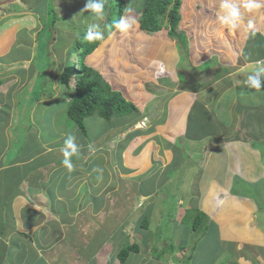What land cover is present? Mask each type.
<instances>
[{"label":"rangeland","instance_id":"374dc122","mask_svg":"<svg viewBox=\"0 0 264 264\" xmlns=\"http://www.w3.org/2000/svg\"><path fill=\"white\" fill-rule=\"evenodd\" d=\"M125 1L127 5L124 10L128 7L133 9L129 15L136 19V25L128 32H116V35L108 38L107 42L100 41L98 47L84 58V62L98 68L114 89L121 90L127 99L137 104L139 111L136 113L137 116L131 119L135 127L148 129L145 133L146 138L144 140L141 138L146 141V145H143L140 153L153 151L152 158L162 161L163 166L158 168V164L153 160L149 161L148 156L145 159L142 156L138 159V156L134 158L128 152L126 163L141 164L143 170L133 172L140 173L137 175H131V173L130 176H123L129 172V169L123 161H117L116 184L113 186L107 184L104 187V181L112 176V173L107 168V164L98 162L99 165L97 164L94 171L95 177L91 176L88 182H94V179L98 181V186L89 191L90 196L96 197L97 205L96 203L94 205L97 207L103 203L105 205L109 203L108 210L104 213L106 218L100 220V229L108 227L112 229L110 222L113 221L115 236L120 233L118 239L124 231L126 233L130 231V234L126 235H129L132 241L137 238L142 241L144 236L147 239V246H150L149 250L152 249L153 252H155L153 246L163 249L169 242L175 246L185 243L187 245L183 250L176 247L175 252L168 248L165 253L166 256L175 252L174 254L177 255L173 261L180 264H187L184 258L193 245H198L194 251L198 264H210L209 262H213L211 264H264V244L262 245L264 243V210L257 207L258 202L251 194H248V192L257 191L256 183L251 182L259 181L264 184V91L246 90L244 83L248 73L258 67L257 54L264 53V7L251 13L242 8L241 25L238 29H229L217 19L220 0H183L179 30L185 32L189 41L190 51L186 55L178 40L168 37L166 25L163 30L155 33L141 29L139 17L146 0ZM85 3L86 0H0V117H2L0 132L3 128L8 129V125L15 124V122L11 124V119H15L12 115L14 111L18 112L21 119L8 134L13 141L4 159L5 164L32 153L36 156L40 155L49 149L47 144L58 146L64 142L65 133H71L72 126L67 124L68 121L76 127L67 115V104L61 100L70 99L72 92L62 84L61 73L71 57L68 55L72 53L70 51L72 45L83 29L88 28V25L95 20L94 15L88 12L82 13ZM112 3L113 1L109 3L107 0L106 20L101 22L106 37L109 32L115 31L105 27L108 24L107 17ZM49 5L51 7H48ZM30 7H33V13H26L34 15L33 17L26 18V15L21 19L13 18V16L6 17L7 14L19 13L24 8ZM43 8H47L48 13L42 12ZM53 8L58 17H55ZM42 16L45 18L39 21L38 19ZM248 20L253 21V29L247 27ZM29 23H35L34 28L25 26ZM43 27L45 28L40 32L41 37L49 34L52 39L56 38L50 46L54 58L49 53L47 56V39L36 37ZM51 27L56 32L52 31ZM254 39H256L255 48L258 53L254 48ZM31 51L37 54V57L33 58ZM222 55H226L227 59H224L226 56L222 58ZM73 61L80 63L82 59L75 57ZM153 62L164 65L165 72L162 75H156L158 64ZM7 68L8 70H5ZM195 77L199 80L197 82H200V87L197 82L195 83L199 90L186 89L184 80H193ZM230 83L232 84L227 85ZM223 85L230 86L231 90L221 92L225 87ZM43 98L47 100L38 101ZM174 99L182 103V106L177 107V114L173 110ZM197 100L204 103L209 114L203 116L198 114L202 123L197 118L195 126L192 127L190 119ZM222 100H227L228 105L232 107L227 109L225 116L215 111V105L221 106ZM8 108L13 109L12 112H8ZM258 112L261 115L260 118L256 115ZM31 114L34 116L32 117ZM34 120L36 123L31 125ZM112 120L119 121L115 118ZM112 120H106L96 114L86 117L87 131L83 134L79 133L81 136L77 138L80 141L94 139L102 132L104 125H107L106 128H112L113 131ZM145 120H147L146 125L143 123ZM187 122L188 127L193 128V131H201L206 134L203 136L207 140H212L210 146L216 144L220 133L228 134L230 137L237 134L242 136L243 141L240 140L233 147L223 146L225 154L223 162L230 173L226 177L240 174L241 179L249 181L247 186L253 184L255 186L250 191L247 188V192H242L234 185L233 179L226 188L222 185L225 189H218L220 195L217 198L226 201L228 206L225 211L219 212L220 214L208 213L213 210L211 201L214 193H211V189L208 190V181L212 180L211 176L210 179L208 178L212 172H207L203 183H199L198 180L195 182L196 175L200 171L197 167L196 174L195 172L193 175L191 172L182 174L188 166H191V163L195 162L194 160L198 161L200 150L203 145L208 144L198 143L185 154L182 153L189 149V143L184 142L182 149L172 145L180 135H184L185 138L190 137ZM128 143V140H124L122 144L126 147ZM239 145L244 146V150L250 147L252 152L243 150L244 153L240 155L241 165H237L235 171L232 170L234 167L232 155L238 151ZM60 147H63V144ZM118 150L124 152L121 148ZM166 151L167 155L172 157L169 165L171 169L163 174L160 170L165 167V163H168V160H165L168 158L165 156ZM173 152L176 153L174 156ZM188 158L190 162L187 164ZM195 165L199 166L197 163ZM203 171L204 169L202 174ZM6 174L15 175L16 172L10 169ZM1 175L2 172H0V182L1 180L5 182L6 179H3ZM228 180H230L229 177ZM118 183H120L119 188L114 189ZM141 193L151 194L152 197L144 196L146 201L139 210H136L138 205L133 204L139 199ZM203 193L202 198L200 194ZM261 193L264 197V185ZM251 199L254 205L253 210L249 206V203H252ZM101 200L102 203L99 205ZM200 200L202 204H199ZM76 201L79 204L78 199ZM66 206L69 205L66 204ZM199 208L208 211L207 225L211 229L194 243L190 216L194 213L192 210ZM122 218L126 219L122 220ZM144 218L149 220L148 229H140ZM218 221H220L222 235L225 230V238L230 241L226 240L227 243L213 253V246L219 244ZM95 235V239H88L90 247H106L101 253V256L106 258L102 260H111L112 240L103 242L109 236L108 231H101L99 234L97 232ZM126 235L122 238H126ZM82 237L84 245L87 239L85 234H82ZM127 238L125 240H128ZM240 240L243 244L238 242ZM203 244L206 245L202 246L198 252V248ZM139 246L140 249L143 248L141 244ZM206 247L209 249L205 252ZM144 250H147L145 246ZM144 250L142 249L141 252L143 253L141 258L146 259L143 261L144 264L165 263L156 259L152 261V257ZM238 253L245 255L244 259L238 261ZM167 260L169 264L170 261L168 258ZM42 261L38 263L42 264Z\"/></svg>","mask_w":264,"mask_h":264},{"label":"crops","instance_id":"0c3cea01","mask_svg":"<svg viewBox=\"0 0 264 264\" xmlns=\"http://www.w3.org/2000/svg\"><path fill=\"white\" fill-rule=\"evenodd\" d=\"M224 56L226 55H222V58ZM239 82L242 83V81ZM231 84L232 83H230L229 85ZM223 86L225 87L222 90L220 89L221 92H226L227 89L231 90L230 86ZM223 95L224 94H222V96ZM185 97L187 96L185 95ZM44 100L47 99L43 98L39 101ZM61 100L63 101V103H66L68 99L66 98ZM222 101L223 104L221 106L217 107L215 105V111L217 110L219 114L224 115L227 114V109L232 107L228 105L227 100ZM173 105V110L177 114V107L179 105L182 106V103L180 100L176 101V99H174ZM13 115L15 119H11V124H14V122L15 124L13 126L8 125V129H4L0 132V172H2L1 177L3 179H6L5 182H3V180H1L0 182V264H40L38 263V261L42 260V264H120L116 253L121 247L120 245L125 242V239L127 237L129 242L132 241L129 239L131 237H129V235H126L130 234V231H128V233H125L126 238H122L124 236L122 232L120 239H118L120 233L115 236L113 221L110 222V227H113L112 229L109 227L106 229H100V220L106 218L104 213L108 210L107 208L109 203H107V205L103 203L101 206L96 207V197L94 195L90 196L89 191L95 189L98 186V181L97 179H94V182H88V180L91 176L95 177L94 171L97 167L98 162L99 164L100 162L107 164V168L112 173V176L104 181V187L107 184L111 186L116 184L115 168H118L117 161H123V164L126 166V168L129 169V172L127 174H123V176H130L131 173V175L140 174L139 172H133L138 170L140 171V169L143 170L141 164L130 165L129 163H126L128 152L134 158L135 156H138V159H141V156L144 159L148 156L149 161L153 160L154 163L158 164V168L160 166H163L162 161L157 159L154 160L152 158L153 151L152 153H149V151L140 153L143 145H146V141L143 140L144 138H146L145 133L148 129H140L141 127H135L133 120L131 119L137 116V114L134 113L128 116L115 118L119 121L112 120L114 124L113 131L111 130L112 128H106L107 125H104L102 132L97 135V137H95L94 139L88 138L84 141H80L77 136H81L79 133L82 132L78 129V132H74L77 127H74V125H72V123L68 121L67 124L69 126H72L71 134H74L76 136V142L81 146L80 154L78 156L72 157L75 164V170L72 172H68L61 164L63 156L61 153L62 147L60 146H62L63 142H61L62 144H58V146H56V144H47V146H49V149H46V151H44L40 155L36 156V154L32 153L27 157L16 158L15 161H11L9 164L4 163V159L8 155L9 149L12 146L11 142L13 141V138L9 137L8 134L12 131L11 129L15 127L21 120L17 111ZM31 116L33 117L34 115L31 114ZM34 123H36L35 120L32 124H30L33 125ZM73 124L75 123L73 122ZM179 133L176 134L179 135ZM185 133L186 132H184V134ZM68 134H70V132L65 133V138ZM203 134L205 133L201 131L195 132L192 128L190 135L194 139L185 138L184 135H180L175 142L176 144L173 143L172 145H178L181 148V145H183L184 142H190L192 145H197L198 143L206 145V143H208L206 146L203 145L202 149L200 150L198 161L194 160L195 162L191 163L190 167L192 169L188 166L182 174L186 175L185 172H188V174L191 172L193 175V173L195 172V168L197 167L200 169V171H198L196 175L195 182H197L198 180L199 183H203L204 179L207 177V172H212V174L209 175L208 178L210 179L211 176L212 179L211 181H208V190L211 189V193H214L211 201L213 202V205H211L213 210L210 212L205 210V212H215L216 215L225 211L226 207L228 206V203L226 204V201L217 198L220 195V191H218V189H225L229 185L231 179H233L234 175L232 174V176L229 175L226 177V175L230 173L227 166L224 165L223 162V160L225 159L223 146L218 143L219 140L222 139L218 138L221 136V133L220 136H218L216 139V144L211 146L210 144H212V140H210V142L203 136ZM141 138H143V140H141ZM124 140L129 141L128 146L126 147H124L122 144ZM237 142H240V140H236L235 143L233 141V143H231V146L233 147ZM90 145L94 149V152L90 151ZM120 148L124 152H119L118 149ZM243 150L244 146L239 145L238 151L234 152V154L232 155L234 163V167L232 168V170H235L237 168V165H241V153H244V151H251L250 147H248V149H245L244 151ZM174 154L176 153L173 152V156ZM165 156L168 157L165 159L168 160V163H165V167L160 170V172L163 173L171 169L169 165L172 161V157L167 155V151L165 152ZM47 159H49V161H47ZM189 162L190 160L188 158L187 164ZM195 163L199 164V166H196ZM10 169H13L16 174H6V172ZM203 169L204 171L202 174ZM177 171L180 172L179 170ZM222 174H224V176ZM228 177L230 178V180H228ZM222 185H224L225 188H223ZM119 186L120 183H118L114 187V189L119 188ZM137 194L139 195V193ZM143 194L144 193H141L139 199L141 197H144L145 195H148ZM200 195L203 198L204 193ZM77 199L79 204H77ZM201 200L199 204H202ZM246 202L248 204V201ZM94 203H96V205H94ZM101 203L102 200L101 202H99V205ZM120 203L124 204V202L122 201H120ZM66 204H68L69 206H66ZM254 204L257 206L256 201H254ZM252 205L253 201L251 204L249 203V206L253 210L254 205ZM199 209L204 211L203 208ZM233 215H235V213ZM124 219L126 218H122V220ZM224 219H226V217ZM217 224L219 244L218 246H213V253L217 252V250L219 251L221 246L227 243L226 240L230 241V239L225 238V230L224 234L222 235V228L219 227L220 221H218ZM210 229L211 228H209V230ZM106 230L108 231L109 236L108 238H105L103 242L111 239L112 244H110L111 246H113V249L111 248L113 250L112 258L109 261L102 260V258L106 257L101 256V253L104 252L106 247L91 248L90 243L88 242V239H95V234L97 232L99 234L101 231ZM82 234H85L87 239V243L84 245L82 244ZM136 240L141 243V245H143L142 249L144 250V246L146 244H143V239L142 241L138 240V238ZM238 242H240V244H243L241 240ZM263 244L264 243H262V245ZM204 245L206 244H203L198 248V252H200V248ZM208 247L204 249L205 252L209 249ZM223 248L224 246L222 247V249ZM142 249H140L138 253H133L131 255L128 261L129 264H144L143 261H145L146 259L141 258L143 254L141 253ZM194 257L196 258V256H193V258ZM244 257L245 255L238 253V261L239 259H244ZM166 258L170 260L169 264H180L173 261L175 260V258L171 255H166ZM157 261H164V264H168L167 259ZM209 263L211 264L213 262Z\"/></svg>","mask_w":264,"mask_h":264},{"label":"trees","instance_id":"16d2710c","mask_svg":"<svg viewBox=\"0 0 264 264\" xmlns=\"http://www.w3.org/2000/svg\"><path fill=\"white\" fill-rule=\"evenodd\" d=\"M112 1L113 3L112 6H110V12L107 17L108 24H111L112 21L120 18L126 5L125 0H109V3ZM182 4H183V0H146L144 5L142 6L143 13L139 17V21H140L141 29L150 33L159 32L163 30L164 26L166 25L168 28L167 31L168 37L176 38L179 44L181 45L182 50L185 52L186 55H188L190 51V47H189V41L187 35L185 34V32L179 30L180 22L182 19V15H181ZM50 5L48 7H51ZM33 10H34L33 7L24 8L19 13H23V11L31 12ZM53 11L55 17H57L54 8ZM8 12L12 13V11H8ZM160 18H162L161 21ZM42 19L44 18H41V20ZM54 22L55 21H53V23ZM44 28L45 27H43L38 32L37 39L41 37L40 32ZM50 29L56 32L53 27H51ZM109 30H114V29L110 28ZM86 31L79 35V38L76 39V41L74 42V44L70 49L72 53L79 51L81 55L79 59H82V61L79 63V67H76L75 64L69 63L61 73V82L66 87L72 88V82H75V91H73L71 95V99L66 101L67 114L75 123H77L78 127L82 129L83 132L87 131V128L84 123V119L87 116L97 114L107 120H110L112 118L124 117L137 113L139 110L137 104L127 99L123 95L121 90L114 89L112 87L111 83L108 82L103 77L99 69L94 68L88 63L84 62V58L88 54L93 52V50L100 43V41H96V42L86 41L85 38H83L85 36ZM41 39H47V50H48L47 56L49 53V55H52V57L54 58L50 46L52 45V43L55 41L56 38L52 39L48 34V36L41 37ZM224 59H227V56ZM197 81L199 80H197L196 77L193 80H189V81L184 80L183 82L184 87L186 89L191 88L192 90L198 91L199 89H197L198 87L195 84ZM175 84L178 83L175 82ZM198 84L200 87V82ZM198 114L203 116V115H208L209 112L206 109L204 103L197 100L195 103V107L192 110L191 119H190V124L192 125V127L195 126V122H196L195 120L197 118L202 123ZM256 115L259 118L261 117L259 112L256 113ZM0 122H2V117H0ZM187 130L188 132H191L192 128L188 127ZM190 138H192L191 135ZM248 183H249L248 180L241 179L239 175L234 176V185L242 192H247L248 189L250 191V189H252L255 185H257V191L248 192V194L249 195L251 194L254 197V199L258 202L259 208L264 210V203H262L264 197L262 196L261 193L264 184L262 182L256 181V182H251V183H256L255 185L253 184L252 186H247ZM192 212L194 213L190 216V220L192 221V233L194 234L195 237L194 240L195 243L196 241H198L200 236L201 237L205 236L208 233L209 230V226L207 225L208 215L205 211L199 209L196 210L194 209L192 210ZM140 226H142V228L140 229H148L149 220L144 218ZM137 229L138 231L141 232L139 228ZM124 233L126 232L124 231L123 234ZM144 243L147 244V239L143 236V244ZM140 244L141 243H139L136 239H134L131 242L125 240V242L120 245L121 247L119 248L116 254L121 264H129L128 261L131 255L133 253H138L140 251V246H139ZM186 245L187 244L185 243H180L179 246H175L174 244L169 242L166 246H164L163 249L156 248L153 245L152 248L155 249V253L157 252L156 253L157 255L155 256L158 259L165 255V253L168 251L167 250L168 248H170L171 251H175L176 247H178L180 250H183L184 248H186ZM197 247L198 245H193L192 247H190V250H188V255L184 258L185 263L198 264L196 262V258L195 257L193 258V256H195L194 250ZM174 253H171V256L175 258L176 254L174 255Z\"/></svg>","mask_w":264,"mask_h":264},{"label":"clouds","instance_id":"9594fccd","mask_svg":"<svg viewBox=\"0 0 264 264\" xmlns=\"http://www.w3.org/2000/svg\"><path fill=\"white\" fill-rule=\"evenodd\" d=\"M106 2H107V0H86L84 9L82 10V13L83 12H88L89 14H92V15L95 16L94 22H92V23H90L88 25L87 31H86V28H84L83 31L81 32V33H84L86 31L84 38L88 42H96V41H105V42H107V39L112 37V36H115L116 32H120V33L128 32L130 29H133L134 25H136V23H137L136 19L133 16L129 15L133 11V9L131 7H128V8H126L124 10V14H122L119 19H116V20L112 21L111 24H106L105 25V27L115 30V31L109 32L108 36L106 37L105 31L102 28V24H101V22H104L106 20V15H107L106 9H105ZM262 7H264V0H220V5H219V9H218L217 19L220 21V23L222 25L227 26L229 29H238L239 26L241 25L242 20H243V13L241 11L242 8L251 13V12H254V10L260 9ZM47 10H48L47 8H43L42 12L47 13ZM54 10H55V8H54ZM28 13H33V11L32 12H28ZM28 13H26V12H23V13H12L10 15L7 14L6 17L13 16V18L21 19V17L25 16V15H26V18H30V17L34 16V15H28ZM56 15L58 17L57 12H56ZM41 18H45V17L42 16ZM40 19H38V20L39 21L43 20V19L42 20H40ZM54 23H56V21ZM34 25H35V23H29L28 25H25V26H29L32 29V28H34ZM247 27L249 29H253L254 28V23H253L252 20H248ZM253 43H254V48H255L256 39H254ZM255 50L257 52L256 48H255ZM51 52H52V50H51ZM31 54H33V58L35 56L37 57V54H34L33 51H31ZM30 55H28V56H30ZM74 55H75L76 58H80L81 57L79 51L73 52L71 55H68V56H71V57H70L69 61L66 60L67 62L65 64L64 68L69 63L75 64V66L78 67L79 63H77V61L74 63V61H73L74 58H75ZM256 58H257L256 59V65H258V67L252 69V71L250 73H248L249 75L247 76V79L244 81V83H245V86H246V90H249V91L250 90H256L257 92H259V91H264V66H263V64H264V53H263V55L262 54L260 55L258 53ZM153 63L158 64V69L156 71V75L157 76L162 75L165 72L164 65L162 63H159V62H153ZM24 64H29V63H24ZM91 66L94 67L93 65H91ZM94 68H96V67H94ZM5 70H8V68L5 69ZM214 81L216 82V79ZM72 83H73L72 84V88H68V87H66L63 84L68 91H72L70 93V95H72L73 91H75V82H72ZM33 92H34V88H33ZM70 99H71V97H70ZM70 99H68V100H70ZM12 110L13 109H9L8 108V112H12ZM66 111H67V108H66ZM14 113H15V111L12 113V115ZM225 115L226 114H224L223 116H225ZM112 119H110V120H112ZM84 123H85V119H84ZM143 123L146 125L147 124V120H145ZM75 125H76L78 130H80L82 133H85V132L82 131V129H80L78 127L77 123H75ZM85 126H86V124H85ZM137 126L139 127L140 125H137ZM4 129L5 128H3L2 130H4ZM219 138H222L218 142L222 146H226V145H230L231 146V143H233V141L243 140L241 135H238V134L236 136H234V137H230L228 134H225V135L221 134V136ZM76 140H77V138H76V136L74 134H71V133L68 134L66 136V138L64 139L63 147L61 148V153H62V156H63L61 164L68 172H72V171L75 170V164L73 162L72 157L78 156L80 154L81 146L76 142ZM188 143L190 145H189V149H187L186 152H188L192 146L196 145V144L192 145L190 142H188ZM89 149H90V151L94 152V149L91 147V145L89 146ZM182 154H185V151ZM235 175H239L240 176V174H235ZM115 176H116V172H115ZM233 180H234V177H233ZM145 196L146 197L148 196V198L152 197L151 194H148V195H145ZM145 201H146V199L141 197L136 202H134L133 205H135V204L138 205L136 210H139L140 206H142ZM145 247L147 248L146 252L148 254L150 253L149 256L152 257V260H155V259L156 260H165V259H167L165 255L163 257L157 259V257L155 256V255H157L156 254L157 252L156 253L153 252L152 249L149 250L150 246L148 247L147 244L145 245ZM116 256H117V254H116ZM120 264H121V262H120Z\"/></svg>","mask_w":264,"mask_h":264}]
</instances>
